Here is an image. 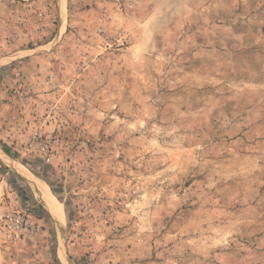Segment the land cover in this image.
<instances>
[{
	"label": "rangeland",
	"instance_id": "374dc122",
	"mask_svg": "<svg viewBox=\"0 0 264 264\" xmlns=\"http://www.w3.org/2000/svg\"><path fill=\"white\" fill-rule=\"evenodd\" d=\"M0 264H264V0H0Z\"/></svg>",
	"mask_w": 264,
	"mask_h": 264
},
{
	"label": "bare ground",
	"instance_id": "6f19581e",
	"mask_svg": "<svg viewBox=\"0 0 264 264\" xmlns=\"http://www.w3.org/2000/svg\"><path fill=\"white\" fill-rule=\"evenodd\" d=\"M25 177H27V179L29 180L33 190L43 199V202L45 203L49 211L53 214L56 221L62 224V219H61L62 217H60L61 215L59 214L60 208L58 205V201H56V199L50 193V191L48 190V187L45 186V184L43 185L42 182H39L38 181L39 179L37 180V179L32 178L31 175H28Z\"/></svg>",
	"mask_w": 264,
	"mask_h": 264
},
{
	"label": "built area",
	"instance_id": "2783aa9c",
	"mask_svg": "<svg viewBox=\"0 0 264 264\" xmlns=\"http://www.w3.org/2000/svg\"><path fill=\"white\" fill-rule=\"evenodd\" d=\"M43 152L45 153V155L48 156V148H47V147H43ZM50 160H51L50 157H47V158H46V161H47V162H50Z\"/></svg>",
	"mask_w": 264,
	"mask_h": 264
}]
</instances>
